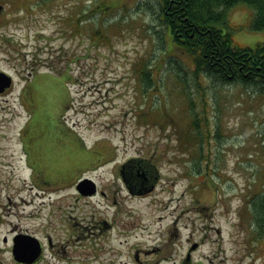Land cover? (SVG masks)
<instances>
[{
    "label": "rangeland",
    "instance_id": "obj_1",
    "mask_svg": "<svg viewBox=\"0 0 264 264\" xmlns=\"http://www.w3.org/2000/svg\"><path fill=\"white\" fill-rule=\"evenodd\" d=\"M0 5V70L13 78L0 93V264H19L18 234L41 243L34 264H264V227L251 217L264 193L258 85L189 80L188 105L159 61L153 0ZM249 8L229 10L237 46L264 42ZM142 59L159 66L148 87ZM141 157L155 163L154 180L133 182L142 192L132 194L121 166ZM81 176L96 194L76 191Z\"/></svg>",
    "mask_w": 264,
    "mask_h": 264
},
{
    "label": "trees",
    "instance_id": "obj_2",
    "mask_svg": "<svg viewBox=\"0 0 264 264\" xmlns=\"http://www.w3.org/2000/svg\"><path fill=\"white\" fill-rule=\"evenodd\" d=\"M239 3L251 7L250 27L255 31L264 30V0H153L163 25L162 30L154 31L155 38L161 42V50L167 53L159 61L170 64L172 78L182 87L181 94L188 105L192 97L190 83L200 77H213L222 83L240 81L248 85L253 82L259 87L258 93L264 95V42L253 47L237 46L227 25L229 10ZM145 5L150 9L148 3ZM105 31V27H98L95 36L105 42ZM168 44L173 48L166 49ZM158 67L145 59L137 63L136 72L145 87L155 80L154 71ZM150 113L152 111L145 110L141 117L148 121ZM192 116L190 125L194 130L191 134L201 140L199 134L204 126L200 127L197 115ZM199 157L202 158L201 153ZM253 208V222L264 227V193L253 201Z\"/></svg>",
    "mask_w": 264,
    "mask_h": 264
},
{
    "label": "water",
    "instance_id": "obj_3",
    "mask_svg": "<svg viewBox=\"0 0 264 264\" xmlns=\"http://www.w3.org/2000/svg\"><path fill=\"white\" fill-rule=\"evenodd\" d=\"M12 78L9 74L0 70V93L11 85ZM76 188L83 194H92L95 192V184L88 178L81 179ZM33 243H32V242ZM31 242V247L27 246V243ZM38 242L34 237L29 235H17L14 238L13 254L14 258L19 261L30 262L32 261L39 252Z\"/></svg>",
    "mask_w": 264,
    "mask_h": 264
},
{
    "label": "flooded vegetation",
    "instance_id": "obj_4",
    "mask_svg": "<svg viewBox=\"0 0 264 264\" xmlns=\"http://www.w3.org/2000/svg\"><path fill=\"white\" fill-rule=\"evenodd\" d=\"M14 239V237H12V241H14L13 240ZM40 257V256H39ZM39 257H37L35 260H33V261H31V262H28V263H25V262H18L19 264H34L36 261H37V259H39Z\"/></svg>",
    "mask_w": 264,
    "mask_h": 264
}]
</instances>
